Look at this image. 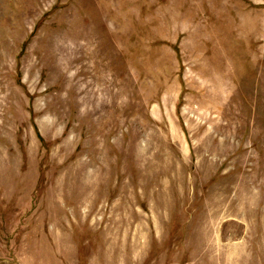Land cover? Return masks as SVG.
Wrapping results in <instances>:
<instances>
[{
  "label": "rangeland",
  "instance_id": "1",
  "mask_svg": "<svg viewBox=\"0 0 264 264\" xmlns=\"http://www.w3.org/2000/svg\"><path fill=\"white\" fill-rule=\"evenodd\" d=\"M0 264H264V0H0Z\"/></svg>",
  "mask_w": 264,
  "mask_h": 264
}]
</instances>
